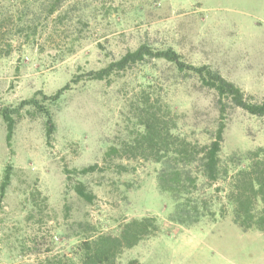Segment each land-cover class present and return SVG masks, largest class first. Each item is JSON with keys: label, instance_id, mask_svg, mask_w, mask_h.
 Listing matches in <instances>:
<instances>
[{"label": "rangeland", "instance_id": "1", "mask_svg": "<svg viewBox=\"0 0 264 264\" xmlns=\"http://www.w3.org/2000/svg\"><path fill=\"white\" fill-rule=\"evenodd\" d=\"M55 3L0 0V109H12L16 122L9 145L0 114V264H82L85 241L119 236L145 217L156 219V232L107 264H264V232L234 222L228 181L211 182L198 166L193 196L214 214L193 225L172 221L173 186L160 185L162 164L143 157L139 144L152 113L201 145L224 122L225 158L264 147V115L221 102L198 74L164 58L107 79L91 74L142 44L171 48L261 103L264 0H62L51 14ZM33 97L39 105L22 104ZM46 111L55 125L49 139ZM111 147L119 153L108 155ZM94 163L101 169L78 172ZM79 182L93 201L77 193Z\"/></svg>", "mask_w": 264, "mask_h": 264}, {"label": "trees", "instance_id": "2", "mask_svg": "<svg viewBox=\"0 0 264 264\" xmlns=\"http://www.w3.org/2000/svg\"><path fill=\"white\" fill-rule=\"evenodd\" d=\"M50 13L53 14L62 5V0H55ZM147 57L164 58L174 62L181 70L189 69L199 75L205 85L215 88L220 96L230 98L231 101L255 115H264V101L261 103L249 100L246 93L235 83L224 78L218 71L208 65H187L181 55L168 48L155 50L146 44L140 45L135 50H129L119 59L111 61L106 67L92 71L93 78L107 79L113 72L125 70L132 64L144 61ZM61 88L50 99L57 100L63 90ZM22 104L39 105L35 97L24 100ZM222 107V111H224ZM13 110L0 109V114L7 122V143L11 140L15 129ZM47 112V136L51 137L54 130V122ZM145 132L142 134V156L153 158L162 164L158 175L160 185L173 186L175 200L174 211L170 218L172 221L184 225H193L201 221L208 214H214L208 201L193 196L198 189V176L196 168L199 166L204 175L211 181L223 179L229 182L230 189L228 199L233 205V220L242 229L256 228L264 232V147L245 151L236 150L222 158V143L224 141V122H220L214 139L209 144L201 145L192 142L172 131L173 127L162 125L156 113L145 119ZM139 144L137 146H139ZM117 147H111L108 155L118 154ZM99 167L94 163L80 169L78 172L86 174L94 172ZM13 166L8 164L1 184V194H5L6 188L11 182ZM77 193L87 201H93L95 195L87 191L86 186L79 182L76 185ZM158 226L156 219L145 217L134 219L123 226L119 236L100 235L85 241L86 252L82 264H107L113 263L117 254L125 247H133L140 241L153 235ZM48 264V263H47Z\"/></svg>", "mask_w": 264, "mask_h": 264}]
</instances>
